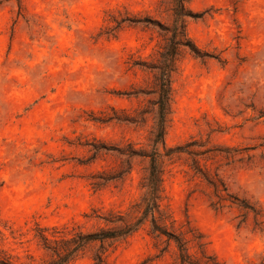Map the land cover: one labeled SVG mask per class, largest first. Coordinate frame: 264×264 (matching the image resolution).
<instances>
[{
  "label": "rangeland",
  "instance_id": "obj_1",
  "mask_svg": "<svg viewBox=\"0 0 264 264\" xmlns=\"http://www.w3.org/2000/svg\"><path fill=\"white\" fill-rule=\"evenodd\" d=\"M172 2L0 0V262L45 264L41 236L93 232L139 202L148 159L128 153L151 150L148 67L170 37ZM185 7L199 16L184 29L200 57L183 50L171 75L164 144L206 153L162 160L164 225L196 258L193 236L221 263L264 264V0ZM148 232L106 264H172L174 245L160 256L165 243ZM97 247L72 264H92Z\"/></svg>",
  "mask_w": 264,
  "mask_h": 264
},
{
  "label": "trees",
  "instance_id": "obj_2",
  "mask_svg": "<svg viewBox=\"0 0 264 264\" xmlns=\"http://www.w3.org/2000/svg\"><path fill=\"white\" fill-rule=\"evenodd\" d=\"M186 0H173L172 2V26L168 33L170 37L168 42L159 52L158 59L155 63L150 64V69L155 71V89L153 91L155 99L153 105L155 107L154 128L150 133L151 150L149 153L143 151L130 150V156H137L148 159V168L146 175L141 182L142 196L138 203L131 207L129 213H109L103 218L105 227L99 228L93 232H78L75 236L59 241H49L45 236H41L44 241L45 249L50 252V261L45 264H72L80 253L85 250L97 249L91 253L92 264H106L107 253L113 250L117 243L123 242L133 234L138 232L146 223L149 224V236L165 243V247L160 250V256L167 252L171 244L174 245L175 255L172 264H224L219 262L215 257L206 254L204 244L201 238L193 236L192 242L200 254V258H196L191 253L188 246L190 241H186L172 230H169L164 221L169 217H164L161 210L163 197V177L164 163L163 159L170 162L174 157L180 154L203 155L206 152L193 154L186 152L183 147L166 148L164 144V136L167 130L168 116L171 108V75L176 72L177 64L181 58L183 50L187 49L195 56L200 57L199 50L189 40L185 33L184 22L186 18L199 17L198 14H192L185 7ZM187 147V146H186ZM163 149V153L160 152ZM101 149H106L101 146ZM196 174H199L210 186L213 187L218 194L219 186L212 182L206 174H204L198 166L194 167ZM121 178L118 173L113 179ZM111 179V178H110ZM107 180V178L105 179ZM99 187V184H96ZM244 209H250L247 206L239 205ZM51 244H53L51 246ZM0 264H5L0 262Z\"/></svg>",
  "mask_w": 264,
  "mask_h": 264
}]
</instances>
